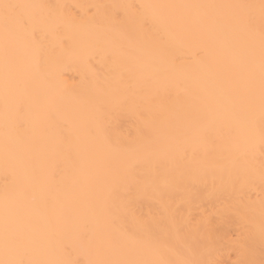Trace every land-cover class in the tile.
<instances>
[{
    "label": "bare ground",
    "instance_id": "bare-ground-1",
    "mask_svg": "<svg viewBox=\"0 0 264 264\" xmlns=\"http://www.w3.org/2000/svg\"><path fill=\"white\" fill-rule=\"evenodd\" d=\"M262 4L0 0V260L264 264Z\"/></svg>",
    "mask_w": 264,
    "mask_h": 264
},
{
    "label": "snow or ice",
    "instance_id": "snow-or-ice-1",
    "mask_svg": "<svg viewBox=\"0 0 264 264\" xmlns=\"http://www.w3.org/2000/svg\"><path fill=\"white\" fill-rule=\"evenodd\" d=\"M2 6L5 9H9V8H12V7H16L15 5H9V4H3ZM262 7H264V4H262ZM18 112L20 113L21 118H22V114H23V104H21L18 107ZM194 135L196 137H198V138L202 137L205 141L210 142L211 141V138H212V135H213V130L211 129V127H205V128H202V129L197 130L194 133ZM66 143H67L68 153L70 155V153H71V139H70V137L67 138ZM60 171H61V168H60L59 162L54 163V165H53V172H52L53 179L56 178V176L59 174ZM144 190H145L144 187L137 186L136 188H130L129 189V192H130V194H132L135 191H144ZM135 222L139 226H141V227H145L146 228L148 226V221L145 220L143 217L136 218V221ZM0 264H25V262L24 261H21V260H9V259H5V260H0ZM66 264H81V262H79V261H67ZM85 264H92V262H85Z\"/></svg>",
    "mask_w": 264,
    "mask_h": 264
}]
</instances>
